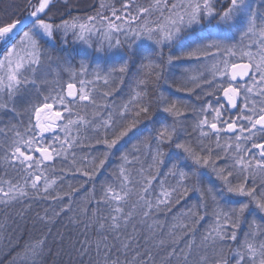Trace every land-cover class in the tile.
<instances>
[{
  "label": "snow or ice",
  "instance_id": "obj_1",
  "mask_svg": "<svg viewBox=\"0 0 264 264\" xmlns=\"http://www.w3.org/2000/svg\"><path fill=\"white\" fill-rule=\"evenodd\" d=\"M118 2L0 0V252L264 264V0Z\"/></svg>",
  "mask_w": 264,
  "mask_h": 264
},
{
  "label": "trees",
  "instance_id": "obj_2",
  "mask_svg": "<svg viewBox=\"0 0 264 264\" xmlns=\"http://www.w3.org/2000/svg\"><path fill=\"white\" fill-rule=\"evenodd\" d=\"M100 0H72L73 3V7L75 9V14H80V15H84V14H91V12L93 11V9H95L96 7H98ZM107 2H111V3H115L117 7H119V2L118 0H107ZM72 47L75 48H79V45L76 46H70V50ZM0 51H2V49H0ZM80 57H77L76 60L73 61V64L76 65L78 67V61H79ZM67 75V77H66ZM69 78L67 73H62L60 78ZM199 91V90H197ZM175 95L179 98H181L182 100L189 102L191 104L196 105L197 107H199L200 104L203 103V100L197 101L195 96L196 94L193 93H185V92H176ZM208 100L215 102L213 100L212 97H207ZM189 119H191V114H189ZM141 127H143V125H141ZM123 143V142H122ZM118 148L120 147L119 145L117 146ZM118 154V153H117ZM118 161H116L115 157H113V166L115 165V163H117ZM60 163L57 162L56 163V168L57 171H59L60 168ZM5 171L7 172V176H5ZM0 178H13L16 179L17 174L12 170V169H6L4 168L3 165H0ZM74 182V181H73ZM83 194V190H81V193L78 194L77 197V201H79V196ZM195 199V196L193 194H190L185 201L181 202V205L185 204L186 202H191ZM28 203V202H25ZM51 201H47V200H43V199H36L34 201H31L32 207L29 210V212L27 213V218H28V226L29 228H31V224H32V220L35 217V214L37 212H39L41 215L44 214V210L46 208H49L51 205ZM181 205H177L176 208L181 207ZM22 205L21 204H16L14 207H5L3 205H0V220H3L5 218V216L11 217L13 219L19 220V217L17 216V213H19L21 211ZM175 211V209H174ZM171 218V214L168 213L167 214V219L170 220ZM158 219L160 220H165L166 219V215L165 214H160L158 216ZM66 223V221H63L62 223H57L56 225H53V232L59 230L62 232H68L69 230H71L73 232V234H75V229H73L72 225H68V228L65 229L63 227V224ZM41 228L40 225H37V229L32 231V237L33 238H39L41 235V231L39 230ZM2 235V234H0ZM28 237L25 236V239H27ZM3 244H7V241L4 240ZM6 252V250H5ZM5 252H0V264H9L8 261V257L5 254ZM67 257L64 256H60L57 257L55 255L49 256L48 257V264H63V261H66Z\"/></svg>",
  "mask_w": 264,
  "mask_h": 264
},
{
  "label": "rangeland",
  "instance_id": "obj_3",
  "mask_svg": "<svg viewBox=\"0 0 264 264\" xmlns=\"http://www.w3.org/2000/svg\"><path fill=\"white\" fill-rule=\"evenodd\" d=\"M66 77H67V75H66ZM64 79H67V78L64 77ZM46 135H47L48 139L50 140L51 139V134H46Z\"/></svg>",
  "mask_w": 264,
  "mask_h": 264
},
{
  "label": "bare ground",
  "instance_id": "obj_4",
  "mask_svg": "<svg viewBox=\"0 0 264 264\" xmlns=\"http://www.w3.org/2000/svg\"><path fill=\"white\" fill-rule=\"evenodd\" d=\"M50 79H51V78H50ZM60 79H61L62 82H66V81H68L69 78H67V79L60 78Z\"/></svg>",
  "mask_w": 264,
  "mask_h": 264
}]
</instances>
